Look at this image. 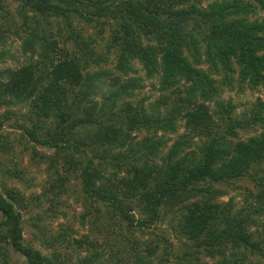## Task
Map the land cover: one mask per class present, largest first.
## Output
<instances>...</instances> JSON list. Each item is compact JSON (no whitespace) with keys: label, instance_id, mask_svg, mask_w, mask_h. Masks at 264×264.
<instances>
[{"label":"trees","instance_id":"trees-1","mask_svg":"<svg viewBox=\"0 0 264 264\" xmlns=\"http://www.w3.org/2000/svg\"><path fill=\"white\" fill-rule=\"evenodd\" d=\"M14 1L21 24H9L6 0L1 18L16 34L23 29L31 54L0 69V108L26 107L23 135L53 151L34 150L52 172L46 193L29 200L49 203L33 223L35 238L46 248L77 245L86 254L78 250L76 264L174 263L166 236L169 246L138 238L106 258L96 238L74 236L71 225L52 233L46 220L62 214L63 196L78 187L84 218L103 220L106 207L142 233L168 220L186 240L180 264H264V100L238 116L223 96L264 89V0ZM81 25L96 35L84 36ZM7 32L0 27V38ZM147 79L156 80L155 98L140 97ZM181 122L185 131L169 147L166 134ZM249 127L260 130L241 139L238 129ZM244 178L254 183L245 203L222 201L227 191L217 185ZM26 201L16 189L3 192L0 181V264H18L15 253L23 264H67L59 251L45 254L26 241Z\"/></svg>","mask_w":264,"mask_h":264},{"label":"rangeland","instance_id":"rangeland-1","mask_svg":"<svg viewBox=\"0 0 264 264\" xmlns=\"http://www.w3.org/2000/svg\"><path fill=\"white\" fill-rule=\"evenodd\" d=\"M6 3L7 7L9 6L10 10L14 13V16H10L9 24H21V17L16 11L18 2L14 0H6ZM259 17H264V13L260 12ZM51 21L55 27L54 32L57 33V21L53 19H51ZM9 24H6L1 18L0 12V27H11L12 29V32H7L5 40L0 38V69L17 67L26 62L31 54V51H28L27 53L23 51L22 44L25 34L23 29L16 34L15 30L17 27H13ZM77 28L78 30L83 29V35L87 37L91 34L94 37L98 30L93 26H85L83 28L81 25L77 26ZM104 29V36H107L109 33V27L105 26ZM62 33L61 39H64L65 36L68 35V31L63 30ZM55 37L57 39L60 38L59 36ZM97 40L99 41L98 43H102L100 38L97 37ZM60 44L63 45L64 41L60 40ZM68 46L71 50L74 49L72 39L69 40ZM95 46H98V50L103 49L100 44ZM108 66L112 67V62H110ZM154 82H156L155 79L146 80V87L140 93V97L148 96L155 98L159 95V92L153 85ZM223 96L224 99L230 100L236 104V113L238 116H241L243 112L247 111L248 108L258 100V98L264 100V89L262 87L257 89L249 87L240 89L239 87H236L233 90L225 91ZM26 113H28L26 107L17 105L10 106V108H0V181L3 185V192H5L6 189H16L21 195L26 197L27 207L23 210L26 241H32L33 244L44 251L45 254L52 255L54 251H59V254L67 264H76L79 259V257H77V253H79L78 250H81L77 248V245L67 247L65 244L57 243L54 248L49 246L46 248L45 245L35 238V234L38 233V231L33 223L37 219L38 213L44 212L43 210L49 207V203L47 199L44 202L29 200H32L33 197H42L43 194L46 193V187H48L49 184L48 179L50 177V170H48V164L46 162L39 164L36 162L33 158L34 150H40L46 154H53V151L44 149L40 146L36 147L26 135H23L24 128L22 125L28 120L27 115L25 116ZM6 114H8V116H6ZM259 130L260 128L258 127L239 128L238 133L241 139H247L249 136L257 134ZM184 131L185 126L181 122L179 132L167 133L166 137L169 138L168 146L170 147L174 140L178 138L179 134ZM261 167L263 169L259 170V176L264 175V164H262ZM14 172H18V175L14 176ZM50 173L52 172L50 171ZM72 184H74V180L72 181ZM217 187L227 191L222 197V201H229L231 199L239 208L245 203L247 196L246 192L248 191L247 187L253 188L254 183L250 179L244 178L232 183L220 184L217 185ZM77 191L78 187H72L69 190V193L63 196L64 204L60 206L62 214L60 212L59 217L46 220V222L49 223L48 227L52 233H57L63 227L71 225L77 230V235L74 236L81 237L89 235L91 238H96L98 243L102 245L99 250L106 252V258H110L112 255L120 251V249H123L125 244L132 247L135 239L138 238H141L142 240H160L163 246H169V242H171L174 245V248L173 256H170V259L174 262L173 264H180L177 253L183 251V243L186 240L181 238L179 233L171 228L168 220L160 221L155 226L142 233L138 228L130 227L125 222L114 219L107 211L106 207H103L105 211L101 212V216L103 213L105 214L103 220L101 217L97 218L96 214L84 218L83 215L87 211L88 204L79 197ZM135 213L138 216L137 210ZM163 236H166L169 242H167ZM81 251V255L86 254L84 250ZM13 257V262L18 264L24 263V258L18 253L13 254ZM252 258L254 259V257ZM204 261L209 263L213 262L212 259L207 257L204 258ZM163 264H171V261L165 260Z\"/></svg>","mask_w":264,"mask_h":264}]
</instances>
